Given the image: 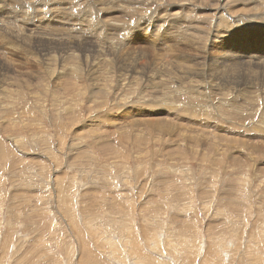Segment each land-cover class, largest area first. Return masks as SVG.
Masks as SVG:
<instances>
[{"label": "rangeland", "instance_id": "rangeland-1", "mask_svg": "<svg viewBox=\"0 0 264 264\" xmlns=\"http://www.w3.org/2000/svg\"><path fill=\"white\" fill-rule=\"evenodd\" d=\"M1 1L0 264H264V0Z\"/></svg>", "mask_w": 264, "mask_h": 264}, {"label": "bare ground", "instance_id": "bare-ground-1", "mask_svg": "<svg viewBox=\"0 0 264 264\" xmlns=\"http://www.w3.org/2000/svg\"><path fill=\"white\" fill-rule=\"evenodd\" d=\"M95 1H97V0H95ZM105 1H107V0H105ZM105 1H104V3H105ZM217 1V0H216ZM259 1V0H258ZM20 2V1H19ZM93 2V1H92ZM140 2V1H139ZM227 2V1H226ZM260 2V1H259ZM3 4V1H1L0 0V4ZM98 4H100V2H97ZM25 4V3H24ZM106 4V3H105ZM205 5H208V4H205ZM223 5H225V4H223ZM21 7V6H20ZM206 7V6H205ZM218 7V6H217ZM220 7V6H219ZM222 7V6H221ZM209 8V7H208ZM224 8H225V6H224ZM217 9V8H216ZM221 10V9H220ZM225 10V9H224ZM228 10H229V8H228ZM231 10V9H230ZM90 12V11H89ZM218 12V11H217ZM216 12V13H217ZM25 14V13H24ZM28 15V14H27ZM232 15V14H231ZM242 17V16H241ZM263 17V16H262ZM261 17V18H262ZM29 18V17H28ZM218 18H220V16L218 17ZM255 17H253V19H254ZM207 19H208V17H207ZM252 19V18H251ZM180 20V19H179ZM179 20H176L177 22H179ZM256 20V19H255ZM3 21V20H2ZM31 23V22H30ZM216 23H217V21H216ZM264 24V23H263ZM188 25V24H187ZM24 26V25H23ZM26 26V25H25ZM36 26V25H35ZM197 27V26H196ZM2 28V27H1ZM11 28V27H10ZM13 28H16V27H13ZM186 28V27H185ZM193 28V27H192ZM204 29V28H203ZM12 30V29H11ZM10 29H7L6 31H5V33L6 32H8V31H11ZM197 30H198V33L199 34H202L203 32H204V30H202V29H200V28H197ZM206 30V29H205ZM210 31V30H209ZM216 31V29L214 30V32ZM0 32H2V31H0ZM18 32V31H17ZM33 32V31H32ZM201 32V33H200ZM231 32V31H230ZM4 33V32H3ZM34 33V32H33ZM162 33H164V35H166V34H168V35H170L169 37H175L176 35L178 36V32L176 33L175 31H173L172 29H169V28H166L165 29V31L164 32H162ZM169 33H171V34H169ZM209 33V32H208ZM14 34V36H18V34L19 33H17V35H15V33H14V31H11V35H13ZM30 34V33H29ZM182 34V33H181ZM212 34L213 33H211V35L209 36L208 35V39L209 40H214V36H212ZM7 35V34H6ZM9 35V34H8ZM10 35V36H11ZM168 35H167V37H168ZM4 36V35H3ZM26 36H28L29 37V35H26ZM176 36V37H177ZM5 37V36H4ZM19 37V36H18ZM45 37V36H44ZM164 37V36H163ZM175 37V38H176ZM179 37V36H178ZM188 37H189V35H188ZM6 38H7V36H6ZM12 38H14V37H12ZM23 38V37H22ZM30 38V37H29ZM165 38V37H164ZM181 38V37H180ZM190 38V37H189ZM40 39V38H39ZM207 39V38H206ZM175 40V39H174ZM193 40V39H192ZM192 40H190V41H192ZM23 41V40H22ZM165 41V40H164ZM178 41V40H177ZM189 41V40H188ZM223 41V40H222ZM19 42H21V39H20V41ZM24 42V41H23ZM71 42V41H70ZM207 42H208V40H207ZM206 42V43H207ZM22 43V42H21ZM191 43V42H190ZM193 43H195L194 44V46L196 47V48H198L199 49V47H200V45L197 43V42H193ZM209 43H211V42H209ZM223 43V42H222ZM25 44V43H24ZM192 44V43H191ZM10 45V44H9ZM13 45V44H12ZM203 45V44H202ZM213 45H214V47L215 48H217L218 49V51H219V54L217 55V56H210V55H205L203 58H201V57H199L198 55H196V58H195V60H190L189 62H191V61H194V64H193V66H197L198 68L200 67V66H202V64H203V67H205V63H208L209 65H211V64H213V65H215V66H213L215 69H214V71L216 72V73H218V74H215V75H217L216 77H217V80H219V79H221L223 76H225V77H223L221 80H219V84H224L225 83V87L228 89V87H230L231 89H232V91L231 92H233V98L229 101L231 104H229V105H232V106H235L237 103H239V101H241L242 99L244 100H246L247 102H249V101H255L256 100V98H254V97H252V94L254 93V94H256L255 92H253V90L252 91H250V92H247V90L245 89V87L244 88H236V87H234L233 86V84H236L237 83V85H239L240 86V84H239V82H241V76L239 75V72H241V71H239V72H236L235 70H234V66H236V65H238V64H245L246 62H252V61H257V60H260L261 58L259 57V55L258 54H255V53H252L251 51H249L248 49H245V50H243L244 51V53L247 55V57H242L241 58V60H238V61H234V60H232V59H230L229 58V56H228V54L226 53L227 51H231V49H229V50H225L224 49V47H221V46H219V45H217V43L216 42H213ZM212 45V46H213ZM208 46V45H207ZM207 46H205V47H207ZM34 47H35V45H34ZM95 47V46H94ZM210 47V46H209ZM209 47H207V48H204V51H206L207 52V49L209 48ZM20 48V47H19ZM176 48V47H175ZM211 48V47H210ZM209 48V49H210ZM32 49V48H31ZM202 49V48H201ZM212 49V48H211ZM184 51V50H183ZM213 51V50H212ZM30 52V51H29ZM138 52V51H137ZM185 52V51H184ZM205 52V53H206ZM204 53V52H203ZM213 53V52H212ZM221 53V54H220ZM25 54V53H24ZM196 54V53H195ZM27 55V54H26ZM29 55V54H28ZM32 55H33V53H32ZM185 55H187V54H185ZM184 55V56H185ZM200 55V54H199ZM240 55V54H239ZM241 55H243V54H241ZM31 56V55H30ZM49 56V55H48ZM52 56V55H51ZM128 56V55H127ZM183 56V57H184ZM200 56H203V55H200ZM243 56H245V55H243ZM260 56H262V55H260ZM28 57V56H27ZM188 57V56H187ZM233 57V56H232ZM263 57V56H262ZM264 58V57H263ZM5 59V58H4ZM9 59V58H8ZM137 59V58H136ZM179 59V58H178ZM31 60V59H30ZM144 60H146L145 58H144ZM2 60H1V58H0V63H2L1 62ZM124 61H125V59H124ZM255 61V62H256ZM259 62V61H258ZM257 62V63H258ZM15 63V62H14ZM161 63V62H160ZM235 63H238V64H235ZM263 63V62H262ZM3 64V63H2ZM30 64V63H29ZM43 64V63H42ZM178 64V63H177ZM235 64V65H234ZM254 64V63H253ZM256 64V63H255ZM261 64V63H260ZM37 65V64H36ZM76 65V64H75ZM82 65V64H81ZM146 65V64H145ZM208 65V66H209ZM13 66V65H12ZM167 66V65H166ZM219 66H221V69H220V67ZM248 66V65H247ZM249 66H250V64H249ZM4 67V66H3ZM7 67V66H6ZM189 67H190V64H189ZM251 67V66H250ZM250 67H249V69H250ZM48 68V67H47ZM82 68V67H81ZM118 68V67H117ZM187 68V67H186ZM253 68V67H252ZM259 68V67H258ZM5 69V68H4ZM130 69V68H129ZM132 69V68H131ZM187 69H189V68H187ZM201 69H203V68H201ZM18 70V69H17ZM120 70H122V69H120ZM119 70V71H120ZM150 70V69H149ZM152 70V69H151ZM169 70V69H168ZM191 70H192V66H191ZM195 70H197V69H194V72H195ZM261 70V69H260ZM264 70V69H263ZM198 71V70H197ZM200 71H202V70H200ZM5 72V71H4ZM185 72L187 73V71L185 70ZM203 72H205V71H203ZM212 72V71H211ZM220 72L221 73H223L222 75L220 74ZM251 72V71H250ZM24 73V72H23ZM26 73V72H25ZM120 73V72H119ZM193 73V72H192ZM191 73V74H192ZM196 73V72H195ZM198 73V72H197ZM213 73V72H212ZM245 73V72H244ZM6 74V73H5ZM29 74V73H28ZM33 74V73H32ZM202 74V73H201ZM211 74V73H210ZM241 74V73H240ZM121 75H122V73H121ZM204 75V74H203ZM220 75H221V77H220ZM244 75V74H243ZM246 75H247V73H246ZM11 76V75H10ZM180 76V75H179ZM182 76V75H181ZM195 76V75H194ZM201 76V75H200ZM211 76H214V75H211ZM125 77V76H124ZM151 77V76H150ZM154 77H155V75H154ZM208 77V76H207ZM263 77V76H262ZM98 78V77H97ZM15 79V78H14ZM204 79V78H203ZM216 79V78H215ZM214 79V80H215ZM238 79L240 80V81H238ZM183 80V79H182ZM146 81V80H145ZM200 81H203V80H200ZM205 81V80H204ZM244 82L246 81V79H244L243 80ZM248 81V80H247ZM23 82V81H22ZM129 82V81H128ZM153 82V81H152ZM151 82V83H152ZM161 82V81H160ZM163 82V81H162ZM180 82V81H179ZM211 82H213L212 80H211ZM217 81L215 80V83H216ZM214 83V82H213ZM246 83V82H245ZM264 83V82H263ZM179 84V83H178ZM181 84V83H180ZM219 84H216V85H219ZM242 84V83H241ZM247 85V84H246ZM151 86V85H150ZM153 87V86H152ZM251 88H253V87H251ZM261 88V87H260ZM260 88H259V90H260ZM263 88H264V86H263ZM191 90V89H190ZM209 90H211V89H209ZM262 90V89H261ZM258 91V90H257ZM263 91V90H262ZM228 92H229V90H228ZM162 93V92H161ZM180 93H182V92H180ZM230 93V92H229ZM259 93V92H258ZM257 93V94H258ZM226 94V93H225ZM210 98V97H209ZM223 98V97H222ZM229 98V97H228ZM239 98H241V100H239ZM194 100V99H193ZM210 100H212V99H210ZM257 101V100H256ZM213 102V101H212ZM219 101H217V103H218ZM167 103H169V105H171V104H173L172 102H167ZM223 103H225V102H223ZM235 104V105H234ZM165 105H166V103H165ZM227 105V104H226ZM199 106V105H198ZM202 106V105H201ZM228 106V105H227ZM170 107V106H169ZM195 107V106H194ZM193 108V107H192ZM199 108H206V106H202V107H199ZM213 108H215V107H213ZM207 109V108H206ZM152 110V109H151ZM168 110H170V109H168ZM240 110V109H239ZM241 112H242V110H241ZM169 115V114H168ZM170 116V115H169ZM164 119V118H163ZM261 119H263V118H261ZM264 121V120H263ZM150 122V121H149ZM161 122H163V121H159L158 122V125H162V124H165V121H164V123H162L161 124ZM261 123V122H260ZM199 124V123H198ZM169 125L168 123H166L165 125H163L161 128L162 129H164V127L166 128L167 126ZM200 126V125H199ZM228 126V125H227ZM261 126V125H260ZM252 127V126H251ZM169 128H170V126H169ZM172 128V127H171ZM196 128V127H195ZM199 128V127H198ZM258 129V130H257ZM257 129H255L256 131H259V130H262V131H264V129L262 128V127H260V128H257ZM171 130V129H170ZM249 131H250V129H249ZM166 132V131H165ZM262 133V132H261ZM260 133V134H261ZM196 134V133H195ZM226 136V135H225ZM222 137V136H221ZM264 139V138H263ZM243 140V139H242ZM248 141V140H247ZM259 143V142H258ZM257 143V144H258ZM253 144V143H252ZM232 154V153H231ZM119 262V261H118Z\"/></svg>", "mask_w": 264, "mask_h": 264}]
</instances>
